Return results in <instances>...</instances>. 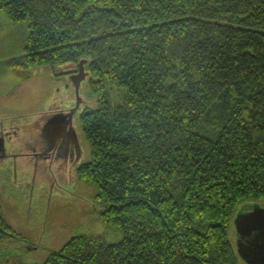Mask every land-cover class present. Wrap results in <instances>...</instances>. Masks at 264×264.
<instances>
[{
  "label": "trees",
  "instance_id": "1",
  "mask_svg": "<svg viewBox=\"0 0 264 264\" xmlns=\"http://www.w3.org/2000/svg\"><path fill=\"white\" fill-rule=\"evenodd\" d=\"M1 15L28 25L22 83L88 61L78 177L122 235L78 234L42 264H239L230 222L264 201V0H0ZM3 213L0 264H28Z\"/></svg>",
  "mask_w": 264,
  "mask_h": 264
},
{
  "label": "rangeland",
  "instance_id": "2",
  "mask_svg": "<svg viewBox=\"0 0 264 264\" xmlns=\"http://www.w3.org/2000/svg\"><path fill=\"white\" fill-rule=\"evenodd\" d=\"M0 23L2 27L0 30V122L2 118L7 116L23 118L21 120L24 121L31 115H35L36 112H45L51 104L57 103L54 100L60 99L64 92L61 90L56 91V87L63 89V86H57L49 76H38L22 83V79L10 70L9 63L23 57L29 38L28 25L25 22L13 25L5 15L0 16ZM85 93L89 94L87 87L84 89ZM123 93L113 89L111 95L115 102H119ZM9 187L11 190L13 189L12 186ZM77 191L76 202L53 200L49 203L45 199L43 203H37L36 208L33 210L34 205L30 206L31 202L27 193V199L24 201L26 203H21L17 197L11 194L13 191L10 193L6 191L4 178H0V201L6 221L16 232L25 235L24 218L30 213L33 216L29 219L30 223L37 226L35 232H28L27 230V236L33 239L32 243L39 240V250H28L27 252V244L23 240V242L17 243L18 245L14 248L13 253L15 256L18 255L22 261L28 264H42L51 253L59 252L72 238L84 232L103 238L109 245H116L122 241V235L116 229L108 228L99 219L94 209L93 192L90 185L80 181ZM20 199H23V197L21 196ZM258 206L264 209V201L258 203ZM251 208L248 204H240L237 206L230 222L229 240L237 253L239 264L247 263L239 254L238 242L240 236L235 219L244 211L252 212ZM25 212L27 215H25ZM38 232L42 234L41 240ZM24 248L26 252L23 253Z\"/></svg>",
  "mask_w": 264,
  "mask_h": 264
},
{
  "label": "water",
  "instance_id": "3",
  "mask_svg": "<svg viewBox=\"0 0 264 264\" xmlns=\"http://www.w3.org/2000/svg\"><path fill=\"white\" fill-rule=\"evenodd\" d=\"M87 62L84 59L74 65L76 70H72L75 68L73 65L62 68L65 69L62 74L69 76L70 89L75 91L77 99L75 107L65 108V106H61L63 104L54 103L49 104L50 106L45 112L39 115H31L24 121L21 120L23 118L4 117L0 122V131L4 130L0 133V162L10 157L7 142L12 145L19 143L23 124L38 128V131L48 139L49 144L56 147L55 153L52 154L53 158H51L47 149L42 150V147L47 145L45 139L41 140L37 136H32L27 145H24V151L15 154L16 158H22L23 162L16 164L14 179L20 177L19 172L21 170L23 174L28 175L25 185L31 191L35 188L34 192L43 189L45 194L49 193L48 173L51 171L50 166H54L58 171L71 166L74 170L73 173L80 167L79 163L84 157V146L78 129L76 114L82 111L87 102L84 96V89L90 78V73L85 69ZM54 101L57 102V99ZM59 152L67 154L70 160L67 161L64 158V162H58L56 158L59 157L56 155H59ZM48 162L51 163L48 164ZM66 163L71 165L68 164V166ZM36 183H38L37 187H35ZM235 224L240 236L238 242L240 256L247 264H264V209L255 206L252 212L239 214L235 219Z\"/></svg>",
  "mask_w": 264,
  "mask_h": 264
},
{
  "label": "flooded vegetation",
  "instance_id": "4",
  "mask_svg": "<svg viewBox=\"0 0 264 264\" xmlns=\"http://www.w3.org/2000/svg\"><path fill=\"white\" fill-rule=\"evenodd\" d=\"M75 67V66H73ZM71 70V69H70ZM72 70H76V67L73 68ZM65 72V71H64ZM69 72V71H67ZM66 72V73H67ZM62 73V72H60ZM49 78H51L52 82H55L57 86H63V89L59 88V87H56V91H59L61 90L62 92H64V94L60 97V99H57V104H63L61 106H65V108H72V107H75L76 106V94H75V91L73 89H70V82H69V76L68 75H64V74H50L49 75ZM87 101V99H86ZM89 106V102L87 101L85 103V105L83 106V109L81 112L77 113L76 114V120H77V123L79 125V131L81 133V136H82V140H83V154H84V157L81 159L79 165L81 166L83 163H85L88 159V151H87V147H86V142L84 140V137H83V133H82V129L80 128V119L81 117L84 115V113L86 112V109L88 108ZM43 112V111H42ZM42 112H39V113H35V115H39L40 113ZM1 131H4V130H1ZM0 131V133H1ZM32 136H37L38 139H41V140H44L45 139V144L47 143L46 147H42V150H46L47 149V152H48V155L53 158V155L56 151V147L54 145H50L49 144V141L48 139L45 137V135H42V133L40 131H38V128H34V126L32 125H28V124H23V128L21 130V135H20V140H19V143H17L16 145H12L11 143L7 142V147L9 149V155L10 157L5 160V161H1L0 162V178H4V187L6 189V191H8V193L12 192L11 193L13 196L17 197V199L19 201H21V203H26L24 201H26L27 199V195L29 196L30 198V202L32 201L31 203V206H33V210L36 208V204L37 203H43V201L46 199L47 202L51 203L53 200H60L59 202H62V201H72V202H76L77 201V197H78V191H77V188L80 184V179L78 177V170H77V166H76V172L73 173V169L71 168V164L69 163H66L69 167L65 168V169H62V170H56V168L54 166H50L49 168L51 169V171H49L48 173V176H49V180H50V183L48 188H49V193H46L43 191V189H41V191L38 190L34 192L35 188H33V190H29L27 189L26 187V183H27V177L28 175L26 174H23L22 171L20 170L19 174H20V177L19 178H16L14 179L13 175H14V172L16 171V164H20V162H23L22 161V158L21 159H18L16 158L15 154H17V152H23L24 151V145H27L28 141L30 140V138ZM43 142V141H42ZM41 142V143H42ZM18 145V146H17ZM41 149V148H40ZM60 154L59 155H56L57 157L59 158H56L58 162H64V158H66V160H70L69 159V156L67 154H63L62 152H59ZM41 155V154H40ZM75 162V160H74ZM51 163V162H48V164ZM44 164V163H42ZM63 166V165H62ZM64 166H66L64 164ZM9 182H11V186H12V190L11 188L8 186L9 185ZM35 186V184H33ZM41 185H43V183H41ZM38 186V183H36V186ZM7 187V188H6ZM41 192V193H40ZM27 193V195H26ZM10 194V195H11ZM42 195V196H41ZM23 197V199H20V197ZM40 197L39 200L38 197ZM68 199H73V200H68ZM66 201V202H67ZM29 204V203H28ZM25 215L26 212H25ZM33 218L32 215H29L26 216L24 218V221H25V224L23 225L24 228L26 229V234L24 235L27 240L31 243L32 245V248H30V251H38L39 250V240L36 242V243H32L33 242V239L32 238H29L27 235H28V232H32V231H36L37 230V226L33 225L30 223L29 219L30 218ZM28 230V232H27ZM35 236L37 235L34 234ZM38 235L40 237V240H41V233L38 232ZM35 244V246H34ZM38 245V246H36Z\"/></svg>",
  "mask_w": 264,
  "mask_h": 264
}]
</instances>
